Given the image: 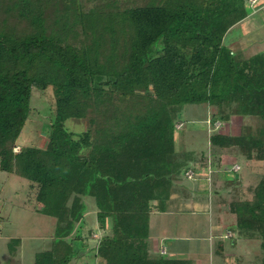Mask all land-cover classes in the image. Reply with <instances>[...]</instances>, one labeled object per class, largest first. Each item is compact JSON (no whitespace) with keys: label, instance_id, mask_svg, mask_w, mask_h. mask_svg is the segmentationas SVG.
Listing matches in <instances>:
<instances>
[{"label":"trees","instance_id":"16d2710c","mask_svg":"<svg viewBox=\"0 0 264 264\" xmlns=\"http://www.w3.org/2000/svg\"><path fill=\"white\" fill-rule=\"evenodd\" d=\"M56 2L0 0L30 27L17 33L0 19V172L26 180L37 212L55 220L50 248L32 264H76L89 251L102 264H189L148 245L150 216L165 211L174 183L193 172L173 160L176 115L207 104L218 111L212 123L258 118L254 129L208 140L245 162L264 161V53L242 57L224 41L248 16L247 0H104L86 11L69 0L61 13ZM47 88L54 111L46 146L14 152L33 90ZM84 119L76 138L65 123ZM232 164L224 171L238 172ZM249 191L250 199L228 204L232 231L264 251V174ZM88 197L97 230L86 236ZM19 245L7 243L11 256Z\"/></svg>","mask_w":264,"mask_h":264},{"label":"rangeland","instance_id":"374dc122","mask_svg":"<svg viewBox=\"0 0 264 264\" xmlns=\"http://www.w3.org/2000/svg\"><path fill=\"white\" fill-rule=\"evenodd\" d=\"M56 1L58 13H61L62 5L69 0ZM73 1L86 11L104 0ZM118 1L122 4V1L124 3L127 0ZM136 1L142 4L144 0ZM247 4L250 16L236 24L224 39L225 44L236 54L240 52L242 57L264 53V10L257 11V2L250 6L247 0ZM49 16H52L51 13ZM3 18L7 19V30L17 33L30 30L27 23L16 19L14 13L7 16L5 8L0 6V19ZM53 103L51 88L33 90L31 111L13 147L14 152L26 146H46V131L53 116ZM217 112L215 107L207 104H186L175 117L173 160L187 163L194 175L192 179L180 176L175 183L178 188L174 189L179 192H175L174 196L178 195V198L175 202L171 201L169 213H155L150 217L149 249L153 253L158 245H162L166 250L165 257L186 259L189 264H261L264 251L259 246V240L243 239L231 234L235 217L228 212V204L235 200L250 199L249 189L264 174V161L245 162L238 152L234 154L231 150H215L208 140L215 133L237 135L240 131L245 132V129L260 126L261 122L258 118L232 116L228 121L217 117L212 123V116ZM65 126L77 138L87 130L88 120H67ZM217 156L221 158L217 159ZM227 163H236L232 166H237L239 171H224ZM85 203V224L82 229L83 234L89 236V229L97 230L96 208L91 197L85 199ZM37 209L35 194L28 182L16 175L0 172V264H10L13 259H16L17 264H32L37 252L50 248L55 220L38 213ZM210 230L222 233L229 231L224 237L235 239L236 245L232 246L230 240H225L224 253L217 255L212 250L214 241L211 243L206 238ZM96 232L88 241L90 247L96 245L100 237L101 233ZM11 239L20 240L15 256H11L7 248ZM76 264L102 263L95 260L92 251H89L76 260Z\"/></svg>","mask_w":264,"mask_h":264},{"label":"crops","instance_id":"0c3cea01","mask_svg":"<svg viewBox=\"0 0 264 264\" xmlns=\"http://www.w3.org/2000/svg\"><path fill=\"white\" fill-rule=\"evenodd\" d=\"M256 2H257V11L258 10H264V0H256ZM259 4V5H258ZM254 6V5H253ZM256 11V10H255ZM250 15L248 14V16L247 17H249ZM247 17L243 20V21H241V22H239V23H237V25L238 24H240V23H242V22H244L246 19H247ZM216 150V149H215ZM227 156V155H226ZM218 158H221V157H219V156H217V159ZM228 164V163H227ZM233 164H236V163H233ZM176 184H177V182H175ZM175 183H174V185H173V187H172V190H171V195H170V197H169V200L166 202V204H165V211L164 212H162V213H169L170 212V205H171V201H173L174 200V202L176 201V199L178 198L177 196L178 195H175L174 196V194H175V192H179L178 191V189H174V188H178V187H175V186H177V185H175ZM185 190V189H184ZM184 190H182V192L184 191ZM181 192V191H180ZM185 192V191H184ZM214 193H216V192H214ZM218 194V193H217ZM176 210H178V211H180L178 208L176 209ZM153 214H155V213H153ZM152 214V215H153ZM151 215V216H152ZM150 216V217H151ZM225 230V229H224ZM95 233H97V232H95ZM230 232L228 231L227 233H225V231L222 233V232H214L213 230H210V232H209V234L207 235V240L209 241V242H213V245H214V247H212V250H215V248H216V246H218L220 243H222V248L221 249H219V251H221L222 253H224V247H225V245L223 244V242L225 241V240H230V245H234V242H233V240L232 239H227L228 237H224V236H226V234H229ZM233 236H234V234L235 233H231ZM235 245H236V242H235ZM234 245V246H235ZM161 249H164V251H165V253H166V250H165V247L164 246H162V245H158V248H156L155 250H154V252H155V254H159V251L161 250ZM153 252V253H154ZM200 255H203V254H200ZM222 255V254H221ZM16 259H13V261H11V263L10 264H17L16 262L17 261H15ZM5 264H8V263H5Z\"/></svg>","mask_w":264,"mask_h":264},{"label":"built area","instance_id":"2783aa9c","mask_svg":"<svg viewBox=\"0 0 264 264\" xmlns=\"http://www.w3.org/2000/svg\"><path fill=\"white\" fill-rule=\"evenodd\" d=\"M248 3H249V5L250 6H253L255 3H256V0H248ZM238 169V167L237 166H233L232 167V170L233 171H236ZM193 172L192 171H187V172H185V177L187 178V179H192L193 178ZM160 254H165V251H164V249H161L160 251Z\"/></svg>","mask_w":264,"mask_h":264}]
</instances>
